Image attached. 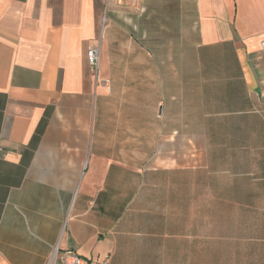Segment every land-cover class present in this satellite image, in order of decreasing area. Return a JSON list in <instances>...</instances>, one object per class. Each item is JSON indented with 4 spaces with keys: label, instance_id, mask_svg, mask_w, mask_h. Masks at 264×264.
I'll list each match as a JSON object with an SVG mask.
<instances>
[{
    "label": "crops",
    "instance_id": "obj_1",
    "mask_svg": "<svg viewBox=\"0 0 264 264\" xmlns=\"http://www.w3.org/2000/svg\"><path fill=\"white\" fill-rule=\"evenodd\" d=\"M141 3L0 0V264H264V0Z\"/></svg>",
    "mask_w": 264,
    "mask_h": 264
},
{
    "label": "built area",
    "instance_id": "obj_2",
    "mask_svg": "<svg viewBox=\"0 0 264 264\" xmlns=\"http://www.w3.org/2000/svg\"><path fill=\"white\" fill-rule=\"evenodd\" d=\"M115 9L133 10L142 12L143 6L141 0H107ZM104 20V16H103ZM260 46L264 48V39L261 40ZM86 60L89 70L96 74L99 65V49L95 46H88L86 51ZM5 151L0 148V157H4ZM48 264H84L82 257L73 249L65 248L54 250ZM100 264H106L102 262Z\"/></svg>",
    "mask_w": 264,
    "mask_h": 264
},
{
    "label": "rangeland",
    "instance_id": "obj_3",
    "mask_svg": "<svg viewBox=\"0 0 264 264\" xmlns=\"http://www.w3.org/2000/svg\"><path fill=\"white\" fill-rule=\"evenodd\" d=\"M126 28L128 29V31H130V23L127 25Z\"/></svg>",
    "mask_w": 264,
    "mask_h": 264
}]
</instances>
